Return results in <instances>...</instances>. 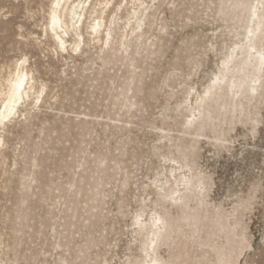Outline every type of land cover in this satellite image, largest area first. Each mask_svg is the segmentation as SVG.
<instances>
[{
	"label": "rangeland",
	"instance_id": "rangeland-1",
	"mask_svg": "<svg viewBox=\"0 0 264 264\" xmlns=\"http://www.w3.org/2000/svg\"><path fill=\"white\" fill-rule=\"evenodd\" d=\"M232 1L147 2L151 27L136 41L128 36L132 12L144 5L125 0L116 21L127 48L108 54L88 35L81 51L71 38L59 50L44 32L50 0H0V98L21 60L35 91L43 89L42 103L33 94L23 116L0 131V264L140 261L132 219L151 209V183L168 168L162 159L175 155L161 137L190 140L180 132L179 104L189 88L202 91L254 3ZM259 118L256 132L233 126L230 152L211 134L200 138L197 158L216 205L230 211L255 196L243 219L252 250L240 264L264 247V104Z\"/></svg>",
	"mask_w": 264,
	"mask_h": 264
},
{
	"label": "bare ground",
	"instance_id": "bare-ground-1",
	"mask_svg": "<svg viewBox=\"0 0 264 264\" xmlns=\"http://www.w3.org/2000/svg\"><path fill=\"white\" fill-rule=\"evenodd\" d=\"M123 1L117 3L107 22L105 13L113 0H50L44 32L61 51L68 49L69 38L72 51H81V45L85 46V35L92 37L95 43L101 42V50L105 53L116 49L126 51L127 40L124 35L117 37L116 21ZM133 1L144 7L132 12L135 21L127 33L139 41L151 27L146 5L158 0ZM232 4L238 7L236 0ZM243 10L246 19L242 30L235 31L233 41L219 56L216 72L201 92L189 88L179 104L184 118L180 132L190 140L160 135L175 155L162 159L168 163V168L160 176L163 178L151 183L155 194L151 209L144 205L132 219L134 233L139 237L140 261L136 264H177V261L188 264L184 259L188 251L194 254V264H240L245 253L252 250L251 237L243 219L249 206L255 203V196H248L230 211L225 210L220 203L216 205L211 201L210 178L197 164L200 138L210 140L208 134H211L214 142L228 151L232 144L228 135L234 130L233 126L240 124L248 127L250 132H256L261 123L264 0H254ZM211 49L215 47L212 45ZM25 63L26 60L16 62L13 72L5 80L6 90L0 98V131L10 120L23 116V108L33 94L35 101L43 102V89L35 91L34 78ZM166 154L169 156L172 152ZM256 255L250 256L245 264H264V247L257 260Z\"/></svg>",
	"mask_w": 264,
	"mask_h": 264
}]
</instances>
